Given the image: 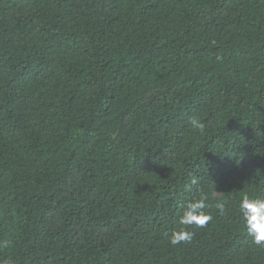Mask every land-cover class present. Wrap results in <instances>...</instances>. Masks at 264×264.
Returning a JSON list of instances; mask_svg holds the SVG:
<instances>
[{
	"label": "trees",
	"instance_id": "1",
	"mask_svg": "<svg viewBox=\"0 0 264 264\" xmlns=\"http://www.w3.org/2000/svg\"><path fill=\"white\" fill-rule=\"evenodd\" d=\"M198 192L226 212L172 246ZM242 193L264 198V0H0V262L264 264Z\"/></svg>",
	"mask_w": 264,
	"mask_h": 264
},
{
	"label": "clouds",
	"instance_id": "2",
	"mask_svg": "<svg viewBox=\"0 0 264 264\" xmlns=\"http://www.w3.org/2000/svg\"><path fill=\"white\" fill-rule=\"evenodd\" d=\"M189 126L200 135H204L206 125L198 118H191ZM191 183L196 185L197 180L193 178ZM210 208L217 210L219 215H224L226 201L221 198L214 203H209V196L203 192H198L187 201L179 215L178 227L168 237L170 244L177 246L190 243L195 235V230L204 228L213 219V216L206 211ZM238 213L252 242L256 245L264 244V198L242 193L238 203ZM9 246V241H0V249ZM0 264H10V261L5 260Z\"/></svg>",
	"mask_w": 264,
	"mask_h": 264
}]
</instances>
